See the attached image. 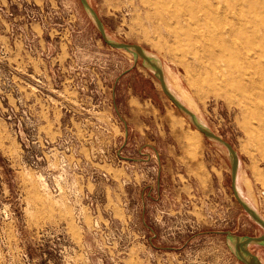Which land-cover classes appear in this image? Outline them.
Here are the masks:
<instances>
[{
	"label": "rangeland",
	"instance_id": "obj_1",
	"mask_svg": "<svg viewBox=\"0 0 264 264\" xmlns=\"http://www.w3.org/2000/svg\"><path fill=\"white\" fill-rule=\"evenodd\" d=\"M13 1L0 0V264H244L230 235L264 229L236 199L227 148L136 52L105 43L80 0H25L37 22ZM87 1L232 145L237 193L264 220V0ZM44 154L89 195L79 216L42 185ZM250 251L264 264V246Z\"/></svg>",
	"mask_w": 264,
	"mask_h": 264
},
{
	"label": "water",
	"instance_id": "obj_2",
	"mask_svg": "<svg viewBox=\"0 0 264 264\" xmlns=\"http://www.w3.org/2000/svg\"><path fill=\"white\" fill-rule=\"evenodd\" d=\"M85 9L89 12L91 15L93 22L95 23L98 31L100 32L103 40L105 43L111 47H114L116 49H123L126 51H134L136 52L142 59H144L155 71L157 78L159 82L162 85L163 91L166 94V96L174 103V105L180 109V111L186 115L192 125L198 129L200 132H202L206 137L216 140L222 145H224L230 155V162H231V170H232V188L234 190L236 199L241 204L243 209L248 213V215L264 229V220L240 197V195L237 193L236 190V181H237V173H238V155L235 151V149L232 147L231 144L223 140L221 137L217 136L214 132H212L209 128L202 126L198 123L196 116L194 113L188 109L184 104H182L178 98L170 91L168 88V85L165 80V75L163 70L155 64L151 58L145 53V51L138 45H132L127 43H117L114 41H111L107 38L105 26L100 19L98 13L91 7L89 2L87 0H80ZM232 240L235 242L234 246V252L237 258L244 264H262L259 258L252 254L250 251L251 245H260L264 246V234L260 237H250V236H231Z\"/></svg>",
	"mask_w": 264,
	"mask_h": 264
},
{
	"label": "built area",
	"instance_id": "obj_3",
	"mask_svg": "<svg viewBox=\"0 0 264 264\" xmlns=\"http://www.w3.org/2000/svg\"><path fill=\"white\" fill-rule=\"evenodd\" d=\"M13 2H16L17 4ZM13 2L8 3V5L6 6L11 7V6H14L15 4L21 9H23L25 12H32L34 16L32 20H35V22H37L38 16H36V14L39 12V9L38 7H36V5L34 6L30 2H27L25 0H14ZM0 12L5 14L4 6L2 5V3H0ZM7 12H8L7 14L9 15V17H14V14L10 12V10H7ZM40 80L39 79L36 80L37 83H40ZM35 86H38V85L36 84L32 86L31 88H35ZM13 100L15 102H20L22 98L15 97L13 98ZM37 142H39V144L43 146V149L48 153L51 152L54 148V145L51 143V141L47 139H43V138L39 139L37 137ZM126 160L127 161H123V163H125V169L127 172H130L132 175L136 172L141 173L142 168L141 166L137 165L138 162L132 159H126ZM35 164L40 166L39 167V171L41 172L40 177H41V182L44 188L58 198L66 197L70 205L74 207L73 208L74 213L79 216L81 214V210L78 205V201L79 199L83 197H87L89 199V195L86 194L87 196H85L84 193L81 194L78 186L74 183V181L72 179L65 178L64 173L66 169L68 168V163L64 159L56 163L50 160L49 157L46 154H44L43 157L38 159ZM151 172H152V176L150 177V180H151V185H153L158 182L159 172L156 169V166L152 167ZM131 184L134 185L137 183L135 182L133 183L127 180H124L123 182L124 187H129Z\"/></svg>",
	"mask_w": 264,
	"mask_h": 264
},
{
	"label": "bare ground",
	"instance_id": "obj_4",
	"mask_svg": "<svg viewBox=\"0 0 264 264\" xmlns=\"http://www.w3.org/2000/svg\"><path fill=\"white\" fill-rule=\"evenodd\" d=\"M239 28V27H238ZM150 58H151V60L155 63V64H157L159 67H160V59H159V63L154 59V58H152L147 52H145ZM155 56V55H154ZM158 57V56H157ZM253 61V60H252ZM154 71V70H153ZM165 80H166V78H165ZM250 83H251V81H249ZM167 83V85H169V83L168 82H166ZM250 85V84H249ZM170 87V85L168 86V88ZM169 89H171L170 91L176 96H178V97H181V99H183V101L186 103V99H184V98H182V96H179L177 93H176V91L175 90H173L171 87L169 88ZM176 96V97H177ZM177 97V98H178ZM179 100V99H178ZM180 101V100H179ZM181 102V101H180ZM182 103V102H181ZM183 104V103H182ZM188 104V103H187ZM188 118V117H187ZM189 119V118H188ZM200 119V118H199ZM189 121H190V119H189ZM197 121H198V123L200 124V125H202V126H205V124L203 123V121H200V120H198L197 119ZM191 122V121H190ZM206 127V126H205ZM198 130V129H197ZM199 131V130H198ZM202 133V132H201ZM238 190V189H237ZM240 197L242 198V200H244L251 208H253L241 195H240ZM235 246V242L233 241V247ZM234 249V248H233Z\"/></svg>",
	"mask_w": 264,
	"mask_h": 264
},
{
	"label": "crops",
	"instance_id": "obj_5",
	"mask_svg": "<svg viewBox=\"0 0 264 264\" xmlns=\"http://www.w3.org/2000/svg\"><path fill=\"white\" fill-rule=\"evenodd\" d=\"M260 260V259H259Z\"/></svg>",
	"mask_w": 264,
	"mask_h": 264
}]
</instances>
